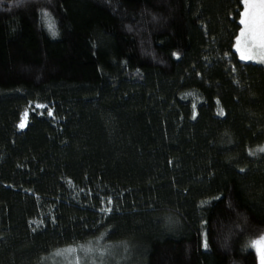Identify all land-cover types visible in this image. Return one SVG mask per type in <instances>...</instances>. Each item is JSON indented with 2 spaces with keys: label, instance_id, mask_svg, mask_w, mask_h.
<instances>
[{
  "label": "trees",
  "instance_id": "16d2710c",
  "mask_svg": "<svg viewBox=\"0 0 264 264\" xmlns=\"http://www.w3.org/2000/svg\"><path fill=\"white\" fill-rule=\"evenodd\" d=\"M242 11L0 0V264L90 240L138 242L135 264H259L264 65L235 51ZM30 104L53 117L19 130Z\"/></svg>",
  "mask_w": 264,
  "mask_h": 264
},
{
  "label": "rangeland",
  "instance_id": "374dc122",
  "mask_svg": "<svg viewBox=\"0 0 264 264\" xmlns=\"http://www.w3.org/2000/svg\"><path fill=\"white\" fill-rule=\"evenodd\" d=\"M244 11L245 4L243 2V11L241 14V19ZM241 26L242 31L244 25L241 24ZM241 31L235 43V51L239 55L240 59L241 53L237 50V41H241L239 47L243 48L244 38L241 37ZM241 60L264 65V52H261L260 49H256L252 53L251 59ZM31 113H37L39 115L47 114L48 117H53L52 110L47 105L30 104L28 107L25 108L24 112L21 115V119L18 124L19 130H23L27 126L28 118ZM49 113H51V115ZM22 119L25 120V126L23 128L19 127ZM260 149H264V144L261 146ZM139 245L140 244L136 241H133L132 243H111L104 242L102 240H90L87 242L80 243L72 248L57 251L56 253L44 259L42 264H135L134 257L138 255ZM251 248L255 251L257 255L258 263L261 264L260 255L258 251L252 246Z\"/></svg>",
  "mask_w": 264,
  "mask_h": 264
},
{
  "label": "snow or ice",
  "instance_id": "6c2138e0",
  "mask_svg": "<svg viewBox=\"0 0 264 264\" xmlns=\"http://www.w3.org/2000/svg\"><path fill=\"white\" fill-rule=\"evenodd\" d=\"M243 2L245 4V11L240 21L244 25L241 31V37L244 38L243 48L239 47L241 41L238 40L237 50L241 53V59H251L252 53L256 49L264 52V0H243ZM44 15L45 17H49L48 13H44ZM49 28L55 35L54 24L50 17ZM49 114L51 115V113ZM24 126L25 120L22 119L19 127L23 128ZM260 150L264 151V149ZM251 246L256 248L260 255L261 264H264V236L252 241Z\"/></svg>",
  "mask_w": 264,
  "mask_h": 264
}]
</instances>
